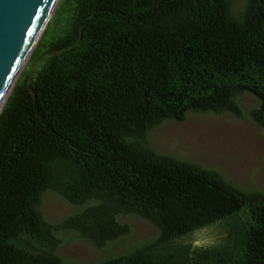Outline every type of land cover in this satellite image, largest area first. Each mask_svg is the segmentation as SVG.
Masks as SVG:
<instances>
[{
	"label": "trees",
	"instance_id": "1",
	"mask_svg": "<svg viewBox=\"0 0 264 264\" xmlns=\"http://www.w3.org/2000/svg\"><path fill=\"white\" fill-rule=\"evenodd\" d=\"M246 94L264 130V0H60L0 112V264H264V189L152 140L190 113L241 116ZM48 192L74 210L48 218ZM132 217L156 237L58 253L106 249ZM211 225L215 242L187 239Z\"/></svg>",
	"mask_w": 264,
	"mask_h": 264
},
{
	"label": "rangeland",
	"instance_id": "2",
	"mask_svg": "<svg viewBox=\"0 0 264 264\" xmlns=\"http://www.w3.org/2000/svg\"><path fill=\"white\" fill-rule=\"evenodd\" d=\"M241 103V116L190 113L184 121H169L153 131V143L163 152L179 154L221 170L239 185L264 189V130L248 114L257 102L252 95L246 94ZM42 208L48 218L54 220L62 219L74 210L51 192L45 194ZM129 222L131 233L106 249L70 240L60 246L58 253L69 262L88 263L110 252L131 250L139 241L156 237L157 230L146 221L132 217ZM219 231L217 225H211L191 233L187 239L197 244H209L217 240Z\"/></svg>",
	"mask_w": 264,
	"mask_h": 264
},
{
	"label": "water",
	"instance_id": "3",
	"mask_svg": "<svg viewBox=\"0 0 264 264\" xmlns=\"http://www.w3.org/2000/svg\"><path fill=\"white\" fill-rule=\"evenodd\" d=\"M60 0H0V112Z\"/></svg>",
	"mask_w": 264,
	"mask_h": 264
}]
</instances>
